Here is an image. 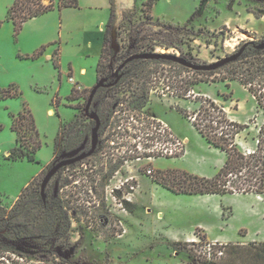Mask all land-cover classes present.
<instances>
[{
    "label": "rangeland",
    "instance_id": "rangeland-1",
    "mask_svg": "<svg viewBox=\"0 0 264 264\" xmlns=\"http://www.w3.org/2000/svg\"><path fill=\"white\" fill-rule=\"evenodd\" d=\"M14 1L0 0V88L18 92L0 99V201L8 208L30 183L40 190L55 160L90 149L95 122L85 108L91 89L101 78L114 81L130 55L167 53L210 64L249 41L264 42V0H156L153 5L111 0L107 65L98 74L99 59L94 64L85 59L88 84L75 79L82 85L78 90L70 81L69 59L81 35L64 22L65 12L71 22L85 8L80 3L78 9L56 6L29 19L17 33L7 19ZM46 42L51 45L43 46ZM60 44L66 47L62 71L57 53L54 59L46 55ZM137 64L118 87L96 95L91 109L100 105L102 120L96 152L61 169L47 188L49 198L58 194L62 199L71 230L39 245L63 254L71 264H249L248 253L230 245L264 242V193L177 194L154 178L158 170L168 169L211 178L225 164V152L208 143L192 123L202 104L214 101L230 121L244 125L235 142L247 153L257 149L264 131V109L242 81L222 79L231 76L230 69L194 73L175 62H145L141 64L154 79L146 83V72L137 75ZM131 79L133 87L126 91ZM193 81L199 83L192 86ZM145 84L152 85L145 93L149 102L132 109L133 90L142 92ZM253 84L264 102V75ZM25 107L32 111L42 140L35 162L8 159L16 146L13 115ZM163 130L172 134L170 140ZM64 228L60 218L56 229ZM33 249L20 250L35 258L39 252Z\"/></svg>",
    "mask_w": 264,
    "mask_h": 264
},
{
    "label": "trees",
    "instance_id": "trees-1",
    "mask_svg": "<svg viewBox=\"0 0 264 264\" xmlns=\"http://www.w3.org/2000/svg\"><path fill=\"white\" fill-rule=\"evenodd\" d=\"M155 1L148 0L145 4L153 5ZM56 6L59 9L78 7L79 0H49V3H45V0H15L8 9L7 19L14 23L16 31L19 33L29 19L43 15L53 10ZM112 15L113 13L110 21ZM108 41V30H105L104 46L97 65L98 74L102 72V67H105L108 62L106 45ZM244 46V52L237 61L219 68L230 69L232 73L230 77H223L222 79H239L242 81L256 97L259 106L264 109L262 94H258V91L253 88V83L257 77H263L264 75V49H258V44L253 41L247 42ZM247 56L249 57L246 58ZM159 61L173 64L172 61L167 59L134 60L122 69V77L117 84L111 87H102L101 89L118 87L124 78L131 75L130 67L137 63L139 64L136 69L138 70L137 75L141 76L140 73L146 72L144 76L147 78L146 83H151L154 81L152 79L153 76L149 75L150 70H147L146 66L141 63ZM190 70L194 73H203L204 71ZM212 71L216 70L208 71V73H213ZM133 79L129 80L126 91L131 90L133 87ZM198 83L199 81H193L191 85L195 86ZM150 86L152 85L148 86V84H145L142 92L133 90L135 98L131 101L132 109H142L146 106L150 97L145 93L148 92ZM188 90L191 91V88H187ZM16 96H18V92H12V88H0V99ZM69 99H73V97L69 96ZM99 110L100 105L97 106L96 111L99 113ZM181 112L185 117L190 116L185 110L181 109ZM201 115H203V118H198ZM198 116L194 117L192 123L197 131L206 138L208 143L225 152L226 161L223 167L211 178L194 175L183 170H158L154 181L177 194L264 193V131L259 136L257 149L247 153L242 151L235 142V135L244 128V125L230 121L223 107L218 106L214 101H210L208 104L200 106ZM13 118L12 129L17 136L16 146L10 150L8 159L35 162L37 160V151L42 146V140L34 115L28 107H25L22 111L13 115ZM201 119L210 122V124L202 126ZM83 162L84 160L81 161V163ZM64 206L58 194L51 198L48 196L47 201L44 202L41 191L34 190L32 183L21 192L11 208L2 205L0 201V264H71L64 258L63 254L52 249L46 250L39 245V243L53 241L69 234L72 223L68 212L64 210ZM60 218L65 223L63 231L56 229ZM30 244H33L32 248ZM230 246L238 251H246L250 261L249 264H264V242L249 245L231 243ZM34 247H37L36 250L39 252V255L35 258H31L20 250L27 248L34 250ZM215 264L227 263L222 260Z\"/></svg>",
    "mask_w": 264,
    "mask_h": 264
},
{
    "label": "crops",
    "instance_id": "crops-1",
    "mask_svg": "<svg viewBox=\"0 0 264 264\" xmlns=\"http://www.w3.org/2000/svg\"><path fill=\"white\" fill-rule=\"evenodd\" d=\"M79 3L82 7L85 8V10L77 14L78 19L71 20V22L69 17L70 14H66L67 12L64 11V24L69 25L70 23L71 25L72 23V31H78L77 33L81 35L80 39L75 44V48H73L72 50L71 59H69V66L71 71L70 75L72 77L74 76V78L76 80H79L81 83L85 82L84 76L88 72V68L85 65H82L85 59L91 60V64H94L95 60L100 59L101 57L104 46L105 30L111 18L113 5L111 0H79ZM79 7L80 6L66 7L65 10L78 9ZM101 10L103 12H98ZM247 12L248 15L252 14L249 11ZM109 14L110 17H108ZM45 45L48 47L51 44H47L46 42L43 44V46ZM46 48L44 50L45 52ZM45 52L41 55H44ZM65 52L66 47L64 45L62 46V44H60L59 48L55 50L54 54H51V51L46 52V55L50 59H54V56L57 53L58 63L61 71L64 68L63 61L65 59ZM78 62L80 63V65H78ZM86 84H88L87 81L84 83L85 87H87ZM201 174L203 175V173Z\"/></svg>",
    "mask_w": 264,
    "mask_h": 264
},
{
    "label": "water",
    "instance_id": "water-1",
    "mask_svg": "<svg viewBox=\"0 0 264 264\" xmlns=\"http://www.w3.org/2000/svg\"><path fill=\"white\" fill-rule=\"evenodd\" d=\"M258 49H264V42L259 44L257 46ZM245 49V46H243L239 51L236 53L229 55L225 58H222L218 60L217 62L210 63V64H197L188 61L187 59L174 55V54H167V53H158V52H143V53H136L128 58H126L123 63L118 67L115 75V80L112 82H109L108 77H104L98 80V82L93 86L91 89L87 104H86V114L89 116L90 119H92L95 122L94 127L91 130V147L88 150L82 151L80 153L78 152H72L68 155H66L63 158H59L54 161L46 175L44 176L41 186H40V191H41V196L44 202L47 201L48 198V193H47V187L51 180L57 175V173L68 166H71L73 164L79 163L89 157H91L97 150V147L99 145L100 141V129L102 125V120L99 115V113L96 110H92V105L94 98L102 87H111L121 79L122 77V69L130 62L134 60H142V59H151V60H158V59H167L172 62L178 63L182 66H185L189 69L196 70V71H211V70H217L227 64H230L232 62L237 61L241 55L243 54Z\"/></svg>",
    "mask_w": 264,
    "mask_h": 264
},
{
    "label": "built area",
    "instance_id": "built-area-1",
    "mask_svg": "<svg viewBox=\"0 0 264 264\" xmlns=\"http://www.w3.org/2000/svg\"><path fill=\"white\" fill-rule=\"evenodd\" d=\"M70 81L73 83V85H74V87L76 88V89H78V90H80V89H82V85L80 84V83H78V82H76L75 81V78L74 77H72V76H70ZM163 134L162 135H166V137L170 140V137H172V134H170V133H167V131L166 130H163V132H162ZM166 153H168V150L166 151ZM171 154L170 155H172L173 153L172 152H170ZM111 155V154H110ZM150 155V157H152V154H149ZM137 159H140L141 157H136ZM122 159V161H126L125 160V157H122L121 158ZM117 162V161H116ZM152 171L151 170H149V173H151Z\"/></svg>",
    "mask_w": 264,
    "mask_h": 264
},
{
    "label": "bare ground",
    "instance_id": "bare-ground-1",
    "mask_svg": "<svg viewBox=\"0 0 264 264\" xmlns=\"http://www.w3.org/2000/svg\"><path fill=\"white\" fill-rule=\"evenodd\" d=\"M49 113H50V114H53V111H52V110H50V111H49ZM149 211H150V210H149Z\"/></svg>",
    "mask_w": 264,
    "mask_h": 264
}]
</instances>
